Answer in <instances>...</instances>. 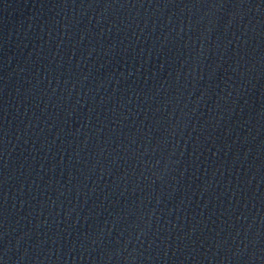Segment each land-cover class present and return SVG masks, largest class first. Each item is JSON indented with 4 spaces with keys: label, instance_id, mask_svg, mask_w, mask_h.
I'll return each mask as SVG.
<instances>
[{
    "label": "water",
    "instance_id": "95a60500",
    "mask_svg": "<svg viewBox=\"0 0 264 264\" xmlns=\"http://www.w3.org/2000/svg\"><path fill=\"white\" fill-rule=\"evenodd\" d=\"M0 264H264V0H0Z\"/></svg>",
    "mask_w": 264,
    "mask_h": 264
}]
</instances>
